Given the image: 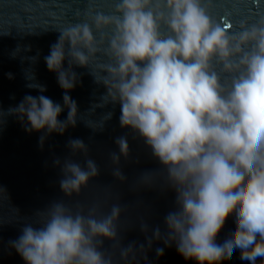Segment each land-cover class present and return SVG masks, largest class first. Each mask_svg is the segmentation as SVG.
<instances>
[{
  "label": "clouds",
  "instance_id": "obj_1",
  "mask_svg": "<svg viewBox=\"0 0 264 264\" xmlns=\"http://www.w3.org/2000/svg\"><path fill=\"white\" fill-rule=\"evenodd\" d=\"M212 6V0H109L106 9L90 4L77 11V22L52 28L59 35L44 57L63 103L44 95L46 87L28 71L27 87L40 94L0 111V123L15 117L27 132L40 133L41 147L50 135H64L81 119L70 96L80 82L74 67L87 69L105 89L90 114L119 105L121 128L144 141L175 193V207L164 216L166 231L153 228L148 249L153 240H163L194 264H222L237 250L242 261L264 264V14L231 22L226 13L230 22L224 23ZM112 115L108 111L85 123L102 130ZM115 143L119 152L109 154L111 173L123 182L120 159L129 155L128 138ZM68 148L85 157L83 164L54 160L68 199L35 212L10 246L24 264H115L105 241L121 240V205L102 212L98 205L66 203L100 174L83 140L69 139ZM154 174H142L143 185H156ZM230 217L235 229L217 243ZM140 228L149 231L146 222ZM156 254L162 256L163 249ZM138 257L147 259L143 244H121L123 264H138Z\"/></svg>",
  "mask_w": 264,
  "mask_h": 264
},
{
  "label": "water",
  "instance_id": "obj_2",
  "mask_svg": "<svg viewBox=\"0 0 264 264\" xmlns=\"http://www.w3.org/2000/svg\"><path fill=\"white\" fill-rule=\"evenodd\" d=\"M108 3L109 0H0V111L6 112L25 95L40 94L37 89L27 87L30 82L26 79L28 71L34 73L36 83L46 87L44 95L62 104L63 90L58 85L56 74L49 72L44 60L59 35L52 28L77 22L80 19L77 11L83 13L90 4L106 9ZM212 5L210 11L224 23L230 22L225 18L226 13L232 14L231 22L245 15L264 14V0H212ZM17 48L20 51L13 58ZM64 67L67 68V61ZM74 71L80 82L70 96L77 102L81 119L64 135H50L41 147L38 142L40 133L27 132L15 117L5 116L0 123V188L6 190L0 191V264H24L9 242L21 234L23 223L35 219V212L46 209L54 201L68 199L60 189L61 171L54 165V160L60 158L63 162L71 158L83 164L84 155H72L68 148L69 139L74 138L84 141L88 157L96 161L100 174L79 197H73L66 203L85 208L98 205L102 212L109 211L112 204L121 205L118 226L121 240L111 245L105 241V248L113 255L115 264H123L119 258L121 244L145 246L147 259L138 257V264H194L179 255L175 245L165 247L163 240H153L151 249H148L146 236L151 237V230L159 226L162 233L166 231L164 216L175 207V193L166 187V173L144 141L131 130L121 128L119 105L109 104L90 114L105 89L94 83L87 69L74 67ZM108 111L113 115L102 130L94 131L86 125L85 121H98ZM66 115L67 109L59 118L63 120ZM120 136H126L129 143L128 157L121 156L120 159V167L126 177L123 182L113 177L109 159L111 152H119L115 140ZM146 172L155 173L151 179L156 185H143L146 178L141 176ZM141 221L149 225L147 233L141 231ZM235 226L234 217H230L217 243L228 239ZM158 248L163 249L162 256H157ZM222 264L249 262L242 261L237 250Z\"/></svg>",
  "mask_w": 264,
  "mask_h": 264
}]
</instances>
